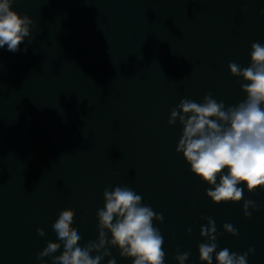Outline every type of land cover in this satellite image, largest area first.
I'll list each match as a JSON object with an SVG mask.
<instances>
[{
  "label": "water",
  "instance_id": "obj_1",
  "mask_svg": "<svg viewBox=\"0 0 264 264\" xmlns=\"http://www.w3.org/2000/svg\"><path fill=\"white\" fill-rule=\"evenodd\" d=\"M11 7L33 25L20 51L0 48V264H53L37 255L49 241L61 243L53 255L62 254L53 224L64 209L74 210L82 243L97 241L109 186L131 188L163 215L152 223L164 239V264H179L185 252L184 264H206L198 246L208 243L200 235L208 217L216 225L213 264L224 248H254L247 264H264V190L240 185L243 200L213 203L212 186L176 152L183 126L168 124L181 99L202 103L211 93L226 107L246 99V82L228 65L249 66L251 44L264 45V0H14ZM245 200L257 206L250 218ZM108 250L101 264H132Z\"/></svg>",
  "mask_w": 264,
  "mask_h": 264
},
{
  "label": "clouds",
  "instance_id": "obj_2",
  "mask_svg": "<svg viewBox=\"0 0 264 264\" xmlns=\"http://www.w3.org/2000/svg\"><path fill=\"white\" fill-rule=\"evenodd\" d=\"M14 0H0V48L7 46L10 52L20 51V45L29 37L33 20L21 16L12 9ZM24 51H27L25 47ZM251 63L241 68L235 62L228 67L234 77H242L241 90L246 99L232 106H225L209 93L202 103L181 99L168 119L170 126L177 120L183 126L182 136L176 147L182 153L190 170L201 181L212 186L206 195L215 204L238 203L244 199L245 185L252 193L264 190V45L251 44ZM225 170H227L225 174ZM219 182L217 183V179ZM111 187V186H109ZM103 193L104 206L97 211L98 240L82 243V233L72 227L75 212L64 209L53 224L59 241L63 244L61 255H53L61 248V243L49 241L38 253L41 261L51 256L53 264H101L105 257L111 256L109 247L119 249L120 256L130 258L132 264H164V239L152 221H163V215L153 211L150 205L142 204V196L129 187L116 186ZM257 206L253 200H245L243 212L251 217L249 208ZM207 226H202L200 235L208 238V243L198 246L199 259L213 264V253L217 248L215 221L208 217ZM224 230L232 236L238 230L225 223ZM191 232V228L187 230ZM40 236L43 228L37 229ZM111 234V239L108 238ZM237 254L227 248L215 255L216 264H247L249 253ZM97 255L93 256L92 253ZM189 253L177 255L179 264H184ZM108 264H116L109 259Z\"/></svg>",
  "mask_w": 264,
  "mask_h": 264
}]
</instances>
